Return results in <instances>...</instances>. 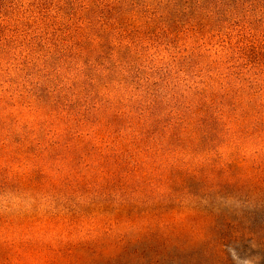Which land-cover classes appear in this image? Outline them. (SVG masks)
Masks as SVG:
<instances>
[{
  "label": "trees",
  "instance_id": "obj_1",
  "mask_svg": "<svg viewBox=\"0 0 264 264\" xmlns=\"http://www.w3.org/2000/svg\"><path fill=\"white\" fill-rule=\"evenodd\" d=\"M97 4L58 59L0 38V264H264V0Z\"/></svg>",
  "mask_w": 264,
  "mask_h": 264
},
{
  "label": "rangeland",
  "instance_id": "obj_2",
  "mask_svg": "<svg viewBox=\"0 0 264 264\" xmlns=\"http://www.w3.org/2000/svg\"><path fill=\"white\" fill-rule=\"evenodd\" d=\"M98 1L100 0H0V38L13 36L19 42L42 38L34 43L39 54H46L45 51L49 49L58 59L73 32L77 31L84 42L98 43L97 34L106 24L104 15L118 13L95 12ZM131 16L137 15L134 12H120V18L125 22H131ZM172 39L175 54L181 53L186 46L190 50L194 48L193 53L189 54L187 69L177 77L179 82L196 76L201 72V67L207 68V63L214 60V52L224 42L217 32L202 35L194 26L173 35ZM177 70L178 67H175L174 71ZM242 264L250 263L243 261Z\"/></svg>",
  "mask_w": 264,
  "mask_h": 264
}]
</instances>
